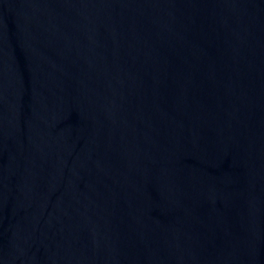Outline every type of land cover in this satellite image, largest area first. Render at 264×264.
<instances>
[{"label": "water", "instance_id": "water-1", "mask_svg": "<svg viewBox=\"0 0 264 264\" xmlns=\"http://www.w3.org/2000/svg\"><path fill=\"white\" fill-rule=\"evenodd\" d=\"M0 264H264V0H0Z\"/></svg>", "mask_w": 264, "mask_h": 264}]
</instances>
